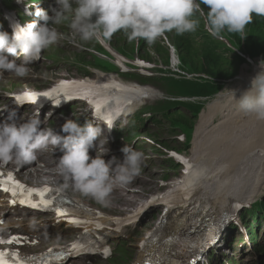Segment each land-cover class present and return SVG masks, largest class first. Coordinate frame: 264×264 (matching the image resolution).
I'll return each instance as SVG.
<instances>
[{"label": "clouds", "instance_id": "1", "mask_svg": "<svg viewBox=\"0 0 264 264\" xmlns=\"http://www.w3.org/2000/svg\"><path fill=\"white\" fill-rule=\"evenodd\" d=\"M58 4V8L52 9L53 15L42 8L36 9L35 16L43 24L33 21L12 35L0 31V76L9 72L26 77L29 65L61 38V33L52 25L61 24L70 17V27L84 42L100 38L110 40L123 31L129 41L142 39L149 45L166 32L175 31L178 35L195 32L200 25L199 19H193L197 13L205 16L209 34L220 40L224 39L225 30L244 33L253 15L264 17V0H58ZM201 4L210 11L205 13ZM10 56H23V62L17 64L15 59H9ZM260 67L264 69V61ZM231 93L235 98V91ZM237 101L245 115L264 120V70L252 79L250 90ZM15 117L13 111L9 116L13 122L0 126V164L12 161L19 165L32 164L37 161L38 152L60 147L64 153L59 159L60 173L71 181L75 191L101 204L109 202L117 182L129 185L143 171L145 154L127 144L120 150L124 155L122 163L115 156L106 162L102 157L109 151L108 140L101 139V128L92 122L81 126L76 120H67L62 126V132L67 135L61 136L50 128L41 130L38 114L19 126ZM94 148L100 154L93 159L89 151Z\"/></svg>", "mask_w": 264, "mask_h": 264}, {"label": "bare ground", "instance_id": "2", "mask_svg": "<svg viewBox=\"0 0 264 264\" xmlns=\"http://www.w3.org/2000/svg\"><path fill=\"white\" fill-rule=\"evenodd\" d=\"M12 2L13 0H0V22H2V29L0 31H5L9 35L18 33L21 25H24L22 29H25L35 17L36 11L34 0H24L23 4H15ZM75 6L76 5L74 4L73 7ZM46 11L50 13L49 8L46 9ZM69 20H71V17ZM36 21H39V19ZM94 21L95 17H93V22ZM58 32L62 35L67 34L69 30L63 26V30ZM77 35L78 34L73 31L70 35L66 36L62 42H57L44 50L41 58L29 65L31 72L26 77L17 78L14 73L4 72L5 75L0 76V98L5 94L11 95L13 93L19 95L20 93L25 92L24 89L22 92L17 90L16 82L18 79L23 82L29 79L34 80L42 87L52 86V73H50L49 69L52 68L57 61L64 62L68 68L73 70V72H75V69H73L72 66H83L88 59L84 56L87 53V50L81 44L76 43L75 49L71 54L64 52L74 45ZM259 37L264 40V35H260ZM92 42L95 47L94 54L101 56L103 54L102 50L97 48L98 45L94 39ZM129 45V41L125 39L123 34H120L118 37L113 35L111 40L107 41L105 45L106 52L110 53L113 57L112 59L116 62L113 65L112 71H110L107 76L101 74L99 72L102 68L100 62V64H96L98 66L93 65L90 68V74L87 79H90L95 84L112 81L121 83L126 79L130 80L127 75V69L130 67L132 54L126 52V50L129 49ZM259 49L264 50V44L259 46ZM45 55H48L49 57ZM12 59H17L20 64L23 62V56L18 58L10 56V60ZM94 59L95 58H92L90 60ZM100 60H102L101 57ZM156 61L161 63V60L159 59ZM118 64L123 65V72L118 71ZM156 66H160V64H156ZM168 69L169 66H167L166 71H168ZM141 74L146 73L141 72ZM7 77H13L15 83H13V79ZM159 82L162 84L163 80H160ZM18 84L21 85L20 82H18ZM159 97L160 93L157 90L151 87H142L139 92H129V94L122 99L121 105H123L122 107L124 109L138 110L147 102L154 101ZM128 101L131 103H127ZM167 111L169 112L171 110ZM217 112L226 115H224L222 119L215 121ZM254 118L256 117L249 115L245 116V120H251ZM165 119L166 117L164 120ZM245 120H241L239 117H231V110L223 108L221 102L218 103L217 101H214L209 104L201 114L200 120L197 123L192 139L193 143L192 140L190 142L192 148L190 149L189 162L196 164L203 172L199 182L196 184L194 193L187 199L171 200V202H168L165 206L166 213L159 218L158 223L157 218L159 214H153L151 210L146 218L129 219L124 222V228L132 229L134 231L145 227V232L140 231L136 232V234L137 237L142 239L146 244V249H150L152 256H159L163 253L164 249L168 248L174 251V257L179 262L183 258H185V260L191 258L192 254L200 249L201 243L205 240L206 235L198 234L188 237L186 235L187 230L193 234L196 232H203L213 222L221 220H223V225H225L227 223L226 219L230 217L232 213L237 212L235 205L238 204L243 208L249 206L255 198L261 199L263 197L264 184L255 181L256 183L254 185L252 179L262 176V180H264V174L257 175L258 173H261V171L255 173L252 172L254 170L253 167H256L257 163L264 161V150L252 149V145L257 141L261 142L262 146H264V125L251 129V126L247 125ZM84 121L85 119H82L79 124L82 125ZM154 122L155 120L147 125L153 124ZM6 123H8V119ZM163 123H160L159 125L163 126ZM243 127L251 129L250 135L242 139H236V131ZM157 129L158 128H156V130ZM219 143H226V146L224 148L215 147L214 151L210 150ZM225 151H228L231 154V161L225 162L224 165H220V155ZM161 156L162 154L159 157ZM204 163H206L205 167L202 166ZM244 169H248L249 171L247 180L241 175ZM29 179L42 181V186L44 187L48 186L52 189L61 188V186L56 185L55 179L52 176L46 174L30 175ZM184 179L185 176H182L179 180L169 184V189H171L169 192H172V189L177 184L184 182ZM248 192H251L249 197H247ZM108 200V205L111 208L115 203L112 195ZM135 202V204H129L127 206L131 207L134 205V208L136 209L137 205L146 204V199L144 198ZM261 207L263 209L262 212H264V205L262 204ZM121 209V207L116 206L111 208L109 215L107 216L103 215V217H95L94 215V217L90 218L91 220H102L101 224L106 227L103 231L107 232V239H112L110 230L121 215ZM237 215L243 218V220H240L241 222H244V219H246V222H244L242 226L247 227L250 230V233L246 234V237H256L254 241H257L258 246L262 247V250L264 251V223H261L258 228L254 229L257 223L264 220V216L259 215V213L249 212L247 207L238 211ZM125 217L126 216H122L121 219H125ZM172 233L178 234L179 238L176 239ZM219 234L222 235V233ZM80 236H83L80 241H84V235L80 234ZM235 238L238 239V241H242L238 236V232L236 233ZM222 240L223 238H221L217 244ZM254 241L253 243H250L251 246H254ZM148 243L151 244L148 246ZM216 245L209 246L210 251L223 254L221 248ZM68 249L69 247L67 248V251ZM164 255L167 254L165 253ZM232 255L234 259L243 262L246 261L234 256L233 253ZM142 259L143 254L140 253L136 257V264ZM252 262L253 260H251L249 264Z\"/></svg>", "mask_w": 264, "mask_h": 264}, {"label": "snow or ice", "instance_id": "3", "mask_svg": "<svg viewBox=\"0 0 264 264\" xmlns=\"http://www.w3.org/2000/svg\"><path fill=\"white\" fill-rule=\"evenodd\" d=\"M138 64H143V61H137ZM118 90L121 92H139V89H129L119 82L112 81L111 83H100L95 85L86 84L83 81H61L59 85L54 87L50 91L43 93H25L23 95L17 96L16 99L21 104L26 102H35L40 97H47L51 100H54V103L59 104L60 99L58 97H64L67 99H72L74 96L84 98L89 100V102L94 105L96 115L99 118H102L108 122L109 125L112 124L115 116L119 115L122 111L120 107V101L117 100L115 96L111 94V90ZM127 103H131L128 101ZM173 156H177L176 153H172ZM177 159L181 160L185 164V172L188 174L189 170L193 168L185 158L177 156ZM5 174L0 172V190L5 193H10L13 199L10 201L13 205L20 204L32 209H49L53 207L55 201V192L52 188L45 186L43 188H31L23 183L19 182L13 173H7L6 178ZM191 182H187L181 187L185 192L189 191ZM171 195V194H170ZM163 197H153L148 203L152 204L157 201L163 200ZM236 208H239L240 205H235ZM59 216L64 217L67 215L66 212L60 210L59 208L55 209ZM74 225H81L86 223H91L90 221H81L79 219H72L69 221ZM98 228L103 227L97 223ZM216 228L209 230L208 232V243L215 242V232ZM14 242H19L17 237H11L8 240L0 239V244L7 243L12 244ZM81 244H74L72 246L73 250L83 248ZM51 251V250H49ZM108 254V250H105V255ZM8 257H12L16 264H28L27 260L20 257L17 252H7L0 251V264H10ZM31 260V258H28Z\"/></svg>", "mask_w": 264, "mask_h": 264}, {"label": "rangeland", "instance_id": "4", "mask_svg": "<svg viewBox=\"0 0 264 264\" xmlns=\"http://www.w3.org/2000/svg\"><path fill=\"white\" fill-rule=\"evenodd\" d=\"M191 117H194V116H191ZM189 137H191V136L189 135ZM192 143H193V140H192ZM225 146H226V143H219V144L215 145L213 148H211L210 150L214 151V148H215V147H218V148H224ZM191 148H192V146H191ZM205 165H206V163L202 164L203 167H205ZM241 175H243V176H244V179L247 180L248 175H249V171H248V169H244V170L242 171V174H241ZM178 177H179V175H178ZM151 181H152V178H146V179L140 181L139 184H143V185H145L146 187H149L150 184H151ZM250 195H251V192H248L247 197H249ZM235 260H236V259L233 258V261H235ZM247 264H249V263H247Z\"/></svg>", "mask_w": 264, "mask_h": 264}, {"label": "trees", "instance_id": "5", "mask_svg": "<svg viewBox=\"0 0 264 264\" xmlns=\"http://www.w3.org/2000/svg\"><path fill=\"white\" fill-rule=\"evenodd\" d=\"M263 42H264V40H263Z\"/></svg>", "mask_w": 264, "mask_h": 264}]
</instances>
